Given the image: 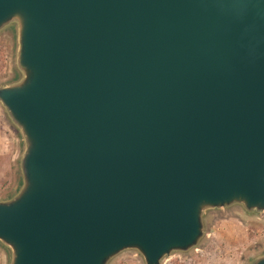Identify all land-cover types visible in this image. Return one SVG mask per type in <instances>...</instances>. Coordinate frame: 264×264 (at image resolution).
Masks as SVG:
<instances>
[{
	"label": "water",
	"instance_id": "water-1",
	"mask_svg": "<svg viewBox=\"0 0 264 264\" xmlns=\"http://www.w3.org/2000/svg\"><path fill=\"white\" fill-rule=\"evenodd\" d=\"M9 25V264H160L208 211L264 214V0H0Z\"/></svg>",
	"mask_w": 264,
	"mask_h": 264
},
{
	"label": "rangeland",
	"instance_id": "rangeland-1",
	"mask_svg": "<svg viewBox=\"0 0 264 264\" xmlns=\"http://www.w3.org/2000/svg\"><path fill=\"white\" fill-rule=\"evenodd\" d=\"M16 26L0 31V87L15 83ZM22 138L0 106V202L13 198L22 185ZM204 236L186 253H172L160 264H251L264 256V214H247L239 206L208 211L202 218ZM10 263L9 251L0 244V264ZM108 264H143L134 251H125Z\"/></svg>",
	"mask_w": 264,
	"mask_h": 264
}]
</instances>
